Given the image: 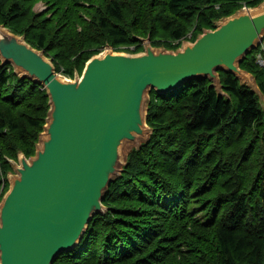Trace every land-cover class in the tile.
<instances>
[{
  "label": "trees",
  "instance_id": "16d2710c",
  "mask_svg": "<svg viewBox=\"0 0 264 264\" xmlns=\"http://www.w3.org/2000/svg\"><path fill=\"white\" fill-rule=\"evenodd\" d=\"M262 0H0V24L72 78L109 45L179 47L203 28ZM42 2L46 8L34 11ZM169 40H177L171 44ZM264 41V40H263ZM256 54L257 57L256 58ZM262 60V64L258 60ZM262 94L219 71L167 94L149 93V139L129 151L79 244L52 264H264V48L239 63ZM46 89L0 61V185L8 159L34 153Z\"/></svg>",
  "mask_w": 264,
  "mask_h": 264
},
{
  "label": "water",
  "instance_id": "95a60500",
  "mask_svg": "<svg viewBox=\"0 0 264 264\" xmlns=\"http://www.w3.org/2000/svg\"><path fill=\"white\" fill-rule=\"evenodd\" d=\"M138 52L109 45L92 55L72 78L52 59L0 24V61L14 73L41 84L47 114L34 153L8 159V187L0 198V264H52L72 251L89 222L103 213L109 185L128 153L149 139V93L179 90L208 78L222 90L219 71L234 74L262 99L252 74L239 63L264 40V0L242 6L203 28L179 47L152 46L139 37Z\"/></svg>",
  "mask_w": 264,
  "mask_h": 264
},
{
  "label": "rangeland",
  "instance_id": "374dc122",
  "mask_svg": "<svg viewBox=\"0 0 264 264\" xmlns=\"http://www.w3.org/2000/svg\"><path fill=\"white\" fill-rule=\"evenodd\" d=\"M246 3H241V5H245ZM46 8V5L44 4V3H42V2H36L34 5H33V9H34V11H42V10H44ZM193 30V29H192ZM191 30V31H192ZM191 31H189L187 34H185V38L186 37H190L191 36ZM169 43H171V44H177L178 43V41L177 40H169L168 41ZM140 43H136V44H133V45H123L122 46V49L123 50H127V51H132V50H134L138 45H139ZM261 48H264V41H263V45L261 46ZM256 58H258L257 57V54H256ZM259 62V61H258ZM260 63V62H259ZM262 64V63H261ZM3 190H5L4 189V182L3 183H1V185H0V194L3 192Z\"/></svg>",
  "mask_w": 264,
  "mask_h": 264
},
{
  "label": "built area",
  "instance_id": "2783aa9c",
  "mask_svg": "<svg viewBox=\"0 0 264 264\" xmlns=\"http://www.w3.org/2000/svg\"><path fill=\"white\" fill-rule=\"evenodd\" d=\"M263 45V42L260 44V46H262ZM260 63H262V60L261 59H259L258 60Z\"/></svg>",
  "mask_w": 264,
  "mask_h": 264
}]
</instances>
